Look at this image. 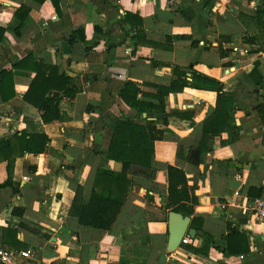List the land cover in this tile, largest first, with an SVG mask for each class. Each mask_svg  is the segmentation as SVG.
<instances>
[{
    "label": "crops",
    "instance_id": "1",
    "mask_svg": "<svg viewBox=\"0 0 264 264\" xmlns=\"http://www.w3.org/2000/svg\"><path fill=\"white\" fill-rule=\"evenodd\" d=\"M21 4L30 12L18 36ZM60 7L57 14L50 0H0V70L31 52L81 87L73 103H59L64 119L44 124L23 100L34 72L13 70L14 96L0 102V141L24 130L49 142L42 153L11 159L9 172L0 154V183L12 182L0 189V250L14 257L0 264H264V223L252 214L253 194H264V0H60ZM138 29L144 37L136 42ZM173 67L187 80L196 73L218 81L232 95L237 140L222 132L202 145L217 92L186 86L163 94L178 74ZM128 82L136 100L163 107H130L120 98ZM123 119L162 130L151 167L127 171L132 186L110 230L82 226L69 215L75 191L82 188L85 203L97 170H121L106 154ZM195 150L198 162L189 159ZM167 165L184 171L197 201L190 227L192 217L201 219L198 235L173 252L163 210ZM5 228L16 230L15 247Z\"/></svg>",
    "mask_w": 264,
    "mask_h": 264
},
{
    "label": "trees",
    "instance_id": "2",
    "mask_svg": "<svg viewBox=\"0 0 264 264\" xmlns=\"http://www.w3.org/2000/svg\"><path fill=\"white\" fill-rule=\"evenodd\" d=\"M43 2L44 0H36ZM56 13L61 14L60 0H50ZM28 6L21 4L15 11L14 17L18 24L14 27L16 35H20L19 30L24 20L29 14ZM260 12L261 9H260ZM262 14V13H261ZM76 30L73 33H77ZM6 28L0 27V44L4 41ZM75 36L71 33L69 42ZM143 31L138 29L133 39L139 42L143 38ZM153 44L152 42H148ZM22 69L34 72V76L28 84L23 95V100L35 107L44 124H53L64 119L59 109L61 101L73 103L75 96L81 91L76 80L59 70L55 64H48L41 59L34 57L28 52L24 57L12 64L9 70H0V102H6L14 96L13 70ZM257 67L248 76L254 77ZM178 67H173V73ZM259 84L261 78H256ZM208 88L217 92L214 111L206 117L203 123L202 145L210 136L219 135L225 132L228 135L227 142H233L238 138V126L235 124L232 115L234 100L231 94L222 90V85L204 75L194 73L190 80L184 78V72L180 71L176 78L172 80L169 87L162 88L163 94L180 91L184 87ZM138 90L133 83L128 82L120 91V98L132 108L139 112L153 106L136 100ZM163 111V108H162ZM162 137V130L157 129L153 122L146 124L134 122L131 119H123L111 135V140L107 148L106 157L121 164L120 171L99 169L96 172L95 187L93 188L89 200L82 202V188L78 187L72 199L69 215L75 216L80 225L100 230H110L113 222L118 216L126 194L132 186V179L127 176V171L133 164L150 168L151 156L153 154V143ZM49 142L48 136L43 132L29 133L24 130L16 131L10 138L0 141V154L6 160L9 172L11 159L20 157L25 153L39 154L46 150ZM135 173V172H134ZM9 174V173H8ZM168 195L163 207L164 212L174 211L184 215H193V206L197 203L194 196L188 193L187 178L182 169L167 165ZM12 186L8 176L6 181L0 183V189ZM98 186V188H97ZM253 189L249 190L252 195ZM253 196H260L259 192ZM189 204V205H187ZM15 215H21L22 210L14 208ZM198 223V224H197ZM201 219L192 217L191 228L200 230ZM4 233L11 238L5 242L10 247H15L18 243L16 230L5 228ZM22 247L25 245L21 244Z\"/></svg>",
    "mask_w": 264,
    "mask_h": 264
},
{
    "label": "water",
    "instance_id": "3",
    "mask_svg": "<svg viewBox=\"0 0 264 264\" xmlns=\"http://www.w3.org/2000/svg\"><path fill=\"white\" fill-rule=\"evenodd\" d=\"M188 71V70H187ZM189 159L195 162L199 160V152L193 151L189 155ZM132 169L140 168L137 165H132ZM167 246L168 252L175 251L181 245V239L185 234L190 238H195L198 235L195 229L190 227V217L184 216L181 213L170 211L167 216Z\"/></svg>",
    "mask_w": 264,
    "mask_h": 264
},
{
    "label": "built area",
    "instance_id": "4",
    "mask_svg": "<svg viewBox=\"0 0 264 264\" xmlns=\"http://www.w3.org/2000/svg\"><path fill=\"white\" fill-rule=\"evenodd\" d=\"M252 211H253L252 214H253L254 220L256 222L264 223V194L253 200ZM189 242H190V237L187 234H185L183 238L181 239V244H187ZM22 255L24 257H27L30 255V251L29 250L24 251ZM13 258H14L13 254L11 252L0 250V261L1 262H8Z\"/></svg>",
    "mask_w": 264,
    "mask_h": 264
}]
</instances>
